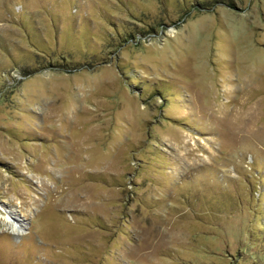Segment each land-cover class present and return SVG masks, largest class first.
Returning a JSON list of instances; mask_svg holds the SVG:
<instances>
[{"label": "rangeland", "instance_id": "rangeland-1", "mask_svg": "<svg viewBox=\"0 0 264 264\" xmlns=\"http://www.w3.org/2000/svg\"><path fill=\"white\" fill-rule=\"evenodd\" d=\"M0 264H264V0H0Z\"/></svg>", "mask_w": 264, "mask_h": 264}, {"label": "bare ground", "instance_id": "bare-ground-1", "mask_svg": "<svg viewBox=\"0 0 264 264\" xmlns=\"http://www.w3.org/2000/svg\"><path fill=\"white\" fill-rule=\"evenodd\" d=\"M10 218L12 219L11 224L13 225V227L16 230H19L20 231L22 229V227H23L22 222L19 219L15 218L14 215H13V213L10 214Z\"/></svg>", "mask_w": 264, "mask_h": 264}, {"label": "trees", "instance_id": "trees-1", "mask_svg": "<svg viewBox=\"0 0 264 264\" xmlns=\"http://www.w3.org/2000/svg\"><path fill=\"white\" fill-rule=\"evenodd\" d=\"M31 35V34H30ZM30 37V36H29ZM38 49H40L41 51H44V52H46L45 51V48H38Z\"/></svg>", "mask_w": 264, "mask_h": 264}]
</instances>
